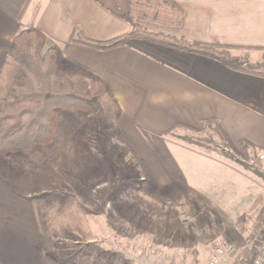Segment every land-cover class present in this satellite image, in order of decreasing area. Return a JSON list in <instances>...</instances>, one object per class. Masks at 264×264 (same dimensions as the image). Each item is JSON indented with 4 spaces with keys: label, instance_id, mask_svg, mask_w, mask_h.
<instances>
[{
    "label": "crops",
    "instance_id": "1",
    "mask_svg": "<svg viewBox=\"0 0 264 264\" xmlns=\"http://www.w3.org/2000/svg\"><path fill=\"white\" fill-rule=\"evenodd\" d=\"M172 1L184 12L183 24L155 31L234 47L238 57L240 51L264 52V0ZM26 29L43 34L45 51L59 50L57 71L87 73L107 85L122 134L157 181L183 179L167 139L173 129L218 125L234 149L246 144L264 154L262 63L250 61L258 69L239 72L208 57L140 40L98 51L72 43L73 35L109 41L129 33L131 25L96 0H0V72L15 37ZM32 157L28 150L0 153V264H63L51 253L61 238L52 244L48 239L46 246L40 238L34 200L45 193L44 178L36 174ZM99 261L91 256L83 262Z\"/></svg>",
    "mask_w": 264,
    "mask_h": 264
},
{
    "label": "rangeland",
    "instance_id": "2",
    "mask_svg": "<svg viewBox=\"0 0 264 264\" xmlns=\"http://www.w3.org/2000/svg\"><path fill=\"white\" fill-rule=\"evenodd\" d=\"M136 22L152 32L178 28L139 17ZM47 51L43 46L41 54ZM237 53L243 61L264 65V52ZM59 58L60 52L56 65ZM56 74L61 81L81 74L87 85L99 80L81 72ZM107 95L113 99L109 91ZM116 113L117 118L119 109ZM52 122V139L28 150L36 174L44 178L40 206L61 211L69 198L79 200L92 239L89 243L81 233L59 232L61 241L51 253L63 264H84L91 256L105 264H209L220 250L225 263L248 264L260 249L264 154L234 149L218 125L200 133L182 129L169 135L183 179L166 176L157 181L117 120L107 124L94 102L84 111L55 110ZM37 158H43L40 167Z\"/></svg>",
    "mask_w": 264,
    "mask_h": 264
},
{
    "label": "trees",
    "instance_id": "3",
    "mask_svg": "<svg viewBox=\"0 0 264 264\" xmlns=\"http://www.w3.org/2000/svg\"><path fill=\"white\" fill-rule=\"evenodd\" d=\"M96 1L113 15L128 21L132 26L131 31L103 42L89 40L77 32L71 39L72 43L107 52L125 46L130 40H145L217 60L235 71L250 72L258 69L257 65L233 56L231 51L236 49L234 47L191 42L185 38L148 31L137 24L136 18L139 17L168 26H181L184 12L172 0ZM44 43L45 37L40 32L33 29L22 30L15 37L4 60L0 72V153L31 150L50 141L54 134L52 118L55 110L75 108L84 111L94 102L101 118L107 124L114 125L116 102L108 97L107 85L100 80L87 85L81 74L70 80H59L56 74L59 51L50 48L42 55ZM210 125L205 123L202 131L187 130L200 133ZM175 134L176 129L168 133L171 136ZM183 141L199 145L192 139L185 138ZM242 146L246 154H249L251 147L246 144ZM256 169L253 167L251 170L259 175ZM40 200L35 199L34 206L43 246H46L48 239L52 244L63 229L83 234V240H91L85 209L79 200L69 198L61 211L56 206L42 210Z\"/></svg>",
    "mask_w": 264,
    "mask_h": 264
},
{
    "label": "built area",
    "instance_id": "4",
    "mask_svg": "<svg viewBox=\"0 0 264 264\" xmlns=\"http://www.w3.org/2000/svg\"><path fill=\"white\" fill-rule=\"evenodd\" d=\"M260 159L262 161V167L264 170V155H261ZM223 253L224 251L220 250L217 255L211 258L209 264H227L224 262V260L221 259L220 255H222ZM248 264H264V239L262 241L260 249L253 255Z\"/></svg>",
    "mask_w": 264,
    "mask_h": 264
}]
</instances>
